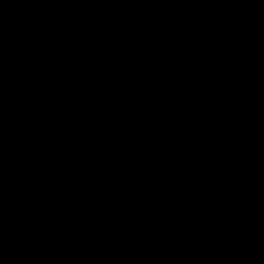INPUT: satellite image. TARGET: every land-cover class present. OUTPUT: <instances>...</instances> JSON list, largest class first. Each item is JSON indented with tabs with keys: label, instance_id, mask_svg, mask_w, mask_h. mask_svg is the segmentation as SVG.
<instances>
[{
	"label": "water",
	"instance_id": "95a60500",
	"mask_svg": "<svg viewBox=\"0 0 264 264\" xmlns=\"http://www.w3.org/2000/svg\"><path fill=\"white\" fill-rule=\"evenodd\" d=\"M0 264H264V0H0Z\"/></svg>",
	"mask_w": 264,
	"mask_h": 264
}]
</instances>
